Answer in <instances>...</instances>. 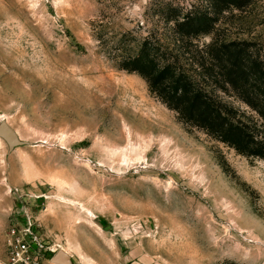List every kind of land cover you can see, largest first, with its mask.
<instances>
[{"label": "rangeland", "instance_id": "1", "mask_svg": "<svg viewBox=\"0 0 264 264\" xmlns=\"http://www.w3.org/2000/svg\"><path fill=\"white\" fill-rule=\"evenodd\" d=\"M169 5L207 12L211 35H174ZM211 38L264 60V0L218 13L209 0H0V121L26 142L8 152L0 137V264L26 215L42 264L59 250L70 264H264V161L183 123L119 68L143 43L165 46L206 85ZM129 87L163 114L137 109Z\"/></svg>", "mask_w": 264, "mask_h": 264}, {"label": "trees", "instance_id": "2", "mask_svg": "<svg viewBox=\"0 0 264 264\" xmlns=\"http://www.w3.org/2000/svg\"><path fill=\"white\" fill-rule=\"evenodd\" d=\"M250 0H209L211 10L222 12L239 8ZM162 18L171 23L180 38L210 36L214 19L207 12L169 5ZM210 61L203 76L207 86L179 64L178 55L167 47L153 49L143 43L139 52L128 56L120 69L136 72L145 79L149 90L185 124L233 148L238 154L264 161V60L238 43L205 45ZM231 93L253 111L257 118L235 109L223 95Z\"/></svg>", "mask_w": 264, "mask_h": 264}, {"label": "built area", "instance_id": "3", "mask_svg": "<svg viewBox=\"0 0 264 264\" xmlns=\"http://www.w3.org/2000/svg\"><path fill=\"white\" fill-rule=\"evenodd\" d=\"M4 243V264H42L49 255V249L41 241L35 222L28 215L12 220Z\"/></svg>", "mask_w": 264, "mask_h": 264}, {"label": "water", "instance_id": "4", "mask_svg": "<svg viewBox=\"0 0 264 264\" xmlns=\"http://www.w3.org/2000/svg\"><path fill=\"white\" fill-rule=\"evenodd\" d=\"M0 137L7 143L8 152L17 146L26 144L19 139L16 131L4 120L0 121ZM51 261L58 264H70V257L64 251L59 250L53 255Z\"/></svg>", "mask_w": 264, "mask_h": 264}, {"label": "bare ground", "instance_id": "5", "mask_svg": "<svg viewBox=\"0 0 264 264\" xmlns=\"http://www.w3.org/2000/svg\"><path fill=\"white\" fill-rule=\"evenodd\" d=\"M129 93L134 97L137 109L148 111V113L163 114L161 110L157 109L156 111H154L153 104L145 100L140 94H136V91L133 89V87H129ZM138 98L140 100H138Z\"/></svg>", "mask_w": 264, "mask_h": 264}]
</instances>
